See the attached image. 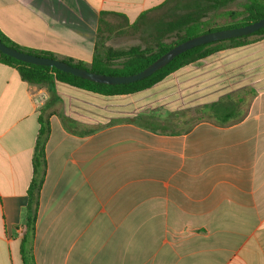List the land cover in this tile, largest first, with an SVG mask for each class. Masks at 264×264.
I'll return each mask as SVG.
<instances>
[{"label":"crops","instance_id":"obj_1","mask_svg":"<svg viewBox=\"0 0 264 264\" xmlns=\"http://www.w3.org/2000/svg\"><path fill=\"white\" fill-rule=\"evenodd\" d=\"M166 2L0 0V31L91 64L102 11L133 23ZM39 89L50 94L41 109ZM136 95L117 121H102L91 109L107 106L86 101L95 95L66 86L51 95L0 63V264H23L42 113L50 134L36 264H264V37Z\"/></svg>","mask_w":264,"mask_h":264},{"label":"trees","instance_id":"obj_2","mask_svg":"<svg viewBox=\"0 0 264 264\" xmlns=\"http://www.w3.org/2000/svg\"><path fill=\"white\" fill-rule=\"evenodd\" d=\"M169 1L173 0H168V2L152 10V12L140 14L133 23H130L124 15L102 11L99 17L95 49L91 64L76 62L71 58L61 60L71 66L85 68L90 72L98 74L130 76L143 71L170 49L191 38L209 32L246 26L264 18V0H244L241 4L242 9L240 12H227L232 18V21L226 25H217L211 20H207V14L209 11H215L225 7L234 0H176L178 4L167 14L165 20L153 21L150 13L162 9ZM178 9H184L185 11L182 14H177L176 10ZM112 15L120 17L121 21L118 23L111 22L109 18ZM143 27L155 29V35L149 37L146 47L132 46L128 49H113L106 45L111 34L115 32L120 33L125 28L141 30ZM252 37L263 38L264 28L240 38L216 41L195 47L176 57L166 67L157 71L155 74L134 83L120 85H106L92 82L52 67L25 63L1 52L0 63L16 67L24 81L32 85L47 87L51 95L57 92L58 86H66L99 97H121L136 95L147 91L180 68L206 59L221 50L244 46L250 43ZM168 38H172V40L167 42L166 39ZM0 39L4 44L18 51L40 57L58 59L53 53L20 46L7 38L1 31ZM145 120L146 118H144ZM38 121L40 127L33 153V174L27 190L25 231L21 244L23 264H36L33 255V242L36 233L40 193L45 181L47 169L45 148L50 134V121L45 113L39 116ZM152 130L157 131L155 128H152Z\"/></svg>","mask_w":264,"mask_h":264},{"label":"water","instance_id":"obj_3","mask_svg":"<svg viewBox=\"0 0 264 264\" xmlns=\"http://www.w3.org/2000/svg\"><path fill=\"white\" fill-rule=\"evenodd\" d=\"M263 28H264V18L246 26H242L238 28H229V29L209 32L206 34L196 36L183 43L176 45L168 52L160 56L158 59H156L151 65H149L143 71L130 76H111V75H104V74L90 72L85 68H78L71 66L70 64L66 63L61 59L40 57L26 52L18 51L15 48L9 47L6 44H4L1 39H0V52L25 63L52 67L59 71L69 73L74 76L92 82L106 84V85H120V84L134 83L155 74L157 71L166 67L176 57L195 47L208 44L211 42L240 38L243 36L253 34Z\"/></svg>","mask_w":264,"mask_h":264},{"label":"rangeland","instance_id":"obj_4","mask_svg":"<svg viewBox=\"0 0 264 264\" xmlns=\"http://www.w3.org/2000/svg\"><path fill=\"white\" fill-rule=\"evenodd\" d=\"M190 1V0H186ZM244 2V0H234L230 3H228L225 7L220 8L219 10L215 11H209L207 14V20H211L214 22V24L217 25H226L229 24L232 21V18L227 14V12H240L241 11V4ZM176 3V0H173L168 6H165L164 8L155 11L150 14V17L153 21H159V20H165L167 17V14L170 13L172 8L174 7ZM184 9H178L176 10L177 14L184 13ZM109 20L113 23H118L121 21V19L116 17H110ZM151 35H155V29L151 28L148 29L146 27L141 28V30H136L132 28H125L120 33L115 32L111 34L110 39L106 42V45L108 47H111L113 49H128L132 46H141L146 47L147 42L149 40V37ZM253 38V37H252ZM251 38V39H252ZM172 38L166 39L167 42H170ZM137 95H133L130 97H127L128 99H121V97H111V98H104V97H92L86 101H89L91 103H94L99 106H107L105 109H91V112H93V116L99 117L102 121L105 119L111 118V121H117L118 119L115 116V112L120 110H129L131 108L130 105L123 106L127 103H129L130 98H134ZM76 103H74L75 105ZM75 107V106H74Z\"/></svg>","mask_w":264,"mask_h":264},{"label":"built area","instance_id":"obj_5","mask_svg":"<svg viewBox=\"0 0 264 264\" xmlns=\"http://www.w3.org/2000/svg\"><path fill=\"white\" fill-rule=\"evenodd\" d=\"M37 108H43L50 99V94L42 89L37 90L33 96Z\"/></svg>","mask_w":264,"mask_h":264}]
</instances>
